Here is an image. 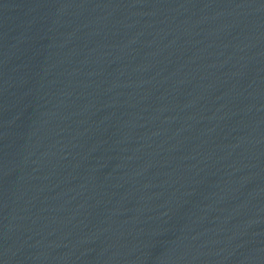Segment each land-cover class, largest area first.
<instances>
[{"label":"water","instance_id":"obj_1","mask_svg":"<svg viewBox=\"0 0 264 264\" xmlns=\"http://www.w3.org/2000/svg\"><path fill=\"white\" fill-rule=\"evenodd\" d=\"M0 264H264V0H0Z\"/></svg>","mask_w":264,"mask_h":264}]
</instances>
